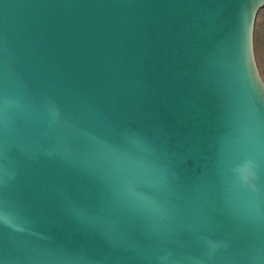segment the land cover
Returning <instances> with one entry per match:
<instances>
[{
  "label": "water",
  "instance_id": "obj_1",
  "mask_svg": "<svg viewBox=\"0 0 264 264\" xmlns=\"http://www.w3.org/2000/svg\"><path fill=\"white\" fill-rule=\"evenodd\" d=\"M263 7L0 0V264H264Z\"/></svg>",
  "mask_w": 264,
  "mask_h": 264
},
{
  "label": "crops",
  "instance_id": "obj_2",
  "mask_svg": "<svg viewBox=\"0 0 264 264\" xmlns=\"http://www.w3.org/2000/svg\"><path fill=\"white\" fill-rule=\"evenodd\" d=\"M254 52L257 66H264V22H260V14H258L255 23L254 32Z\"/></svg>",
  "mask_w": 264,
  "mask_h": 264
},
{
  "label": "snow or ice",
  "instance_id": "obj_3",
  "mask_svg": "<svg viewBox=\"0 0 264 264\" xmlns=\"http://www.w3.org/2000/svg\"><path fill=\"white\" fill-rule=\"evenodd\" d=\"M249 47H250L252 63L255 66V68H256V70L258 72V83H259V86L261 87V89H264V71H258L256 58H255V56L253 54V47H252V40H251V26L249 27ZM262 63H264V61H262Z\"/></svg>",
  "mask_w": 264,
  "mask_h": 264
},
{
  "label": "rangeland",
  "instance_id": "obj_4",
  "mask_svg": "<svg viewBox=\"0 0 264 264\" xmlns=\"http://www.w3.org/2000/svg\"><path fill=\"white\" fill-rule=\"evenodd\" d=\"M260 22H264V7L260 10ZM259 71H264V66H258Z\"/></svg>",
  "mask_w": 264,
  "mask_h": 264
}]
</instances>
